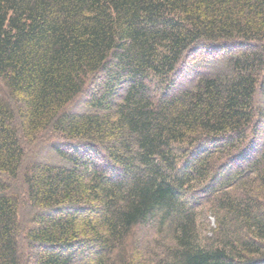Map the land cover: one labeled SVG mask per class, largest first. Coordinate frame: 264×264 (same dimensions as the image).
<instances>
[{
  "label": "trees",
  "instance_id": "1",
  "mask_svg": "<svg viewBox=\"0 0 264 264\" xmlns=\"http://www.w3.org/2000/svg\"><path fill=\"white\" fill-rule=\"evenodd\" d=\"M20 236L33 264H264V0H0V264Z\"/></svg>",
  "mask_w": 264,
  "mask_h": 264
},
{
  "label": "rangeland",
  "instance_id": "2",
  "mask_svg": "<svg viewBox=\"0 0 264 264\" xmlns=\"http://www.w3.org/2000/svg\"><path fill=\"white\" fill-rule=\"evenodd\" d=\"M201 56V55H200ZM200 56H197V54L193 55L186 61L187 68L188 67H199L202 69V66H205L207 64V59H204L203 57L200 58ZM198 68V69H199ZM80 100V99H79ZM78 100V103L74 106L78 109L80 107L81 101ZM72 110V109H69ZM53 146V139L52 138H46V140L37 141L35 144L27 145L25 146V158H24V164H28L30 162L42 159V160H51V162H57L55 158L52 157V154L50 153V149ZM2 180H5L2 178ZM6 183L16 190L23 192V186L21 185L20 179L16 181H7ZM23 199V202L25 203L24 206H22V211L20 212V219L22 222V226L26 227L27 224H29V221L31 220V217L33 214H35L36 211L30 208L29 204L24 200L23 196H21ZM203 221V227L202 229H205V225H208V227H213V219L209 218V216H206L205 219H201ZM209 229V228H208ZM205 233V232H204ZM19 249L20 254L22 257V264H33V256H34V249L28 244L24 236L19 237Z\"/></svg>",
  "mask_w": 264,
  "mask_h": 264
}]
</instances>
